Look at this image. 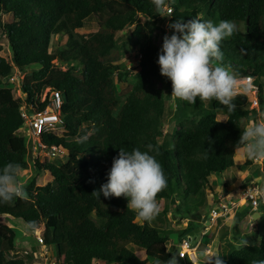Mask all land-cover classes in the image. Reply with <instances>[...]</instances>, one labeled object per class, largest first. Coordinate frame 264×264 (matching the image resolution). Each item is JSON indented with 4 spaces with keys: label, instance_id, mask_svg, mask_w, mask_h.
I'll use <instances>...</instances> for the list:
<instances>
[{
    "label": "trees",
    "instance_id": "obj_1",
    "mask_svg": "<svg viewBox=\"0 0 264 264\" xmlns=\"http://www.w3.org/2000/svg\"><path fill=\"white\" fill-rule=\"evenodd\" d=\"M167 4L171 8L169 23L177 19L187 22L200 14L214 24L235 22L237 31L220 45L223 65L237 78L254 79L264 111V87L257 82L264 73V0H167ZM102 8L111 13L109 21L88 35L76 32ZM164 20L152 0H0V34L6 37L11 52V61L0 55V172L8 162L19 163L22 170L34 168L23 182L29 199L0 201V217L19 219L26 225L35 221L36 226L42 221L44 245L55 249L53 254L62 258L60 264H93L96 260L157 264L172 256L167 248L173 244L171 233H177L179 244L198 230L193 221L177 231L142 221L127 208L123 196L105 199L101 194L99 200L91 195L108 182L120 147L147 151L146 146L153 145L149 154L156 156L168 181L156 199L178 204L175 213H183V217L191 213L199 218L203 209H211L216 202L212 176L231 172L230 183L236 179L235 145L248 123L258 120V112L248 109L245 95L233 101V112L216 100L202 102L197 97L190 104L176 98L173 117L180 126L174 133V150L159 140L168 96L158 87L162 80L157 63L160 50L153 33ZM133 24L128 41L119 45L118 33ZM54 35L67 39L64 47L52 52ZM135 48L140 58L132 72L121 56ZM14 68L23 74L24 98H15L10 83L3 81L14 74ZM130 77V90L122 100L115 94V84L128 82ZM52 91H59L62 97L59 113L65 131L60 136L45 133L41 139L47 148L60 147L66 160L57 164L37 158L31 165L28 143L18 134L23 126L20 111L24 102L32 110H43ZM218 114L226 115V120H218ZM85 136L87 140L81 142ZM250 165L252 161L246 159L244 166ZM42 175L44 181L38 184ZM228 186L226 182L224 188ZM208 191L213 193L212 201ZM92 216L104 218V226L97 227ZM15 239L14 231L0 224V264H26L31 256L11 257ZM252 245L243 248L230 242L224 264L264 260V235ZM133 247L144 251L145 257L139 259Z\"/></svg>",
    "mask_w": 264,
    "mask_h": 264
},
{
    "label": "clouds",
    "instance_id": "obj_2",
    "mask_svg": "<svg viewBox=\"0 0 264 264\" xmlns=\"http://www.w3.org/2000/svg\"><path fill=\"white\" fill-rule=\"evenodd\" d=\"M152 3L159 15L171 17L167 0H152ZM167 27L172 34L164 35L157 63L161 75L172 82L171 96L190 104H195L197 97L202 102L216 100L228 112L235 111L236 105L233 101L238 95L240 81L223 65V52L220 48L221 42L237 31L235 22L221 20L214 24L200 14L187 22L177 19ZM85 140L86 136L81 138V142ZM211 143L209 140L210 145ZM146 147L147 151L139 148L128 151L125 147H120L118 155L113 158L108 182L101 185L99 190H94L91 195L99 200L101 194L105 199L123 196L128 200L127 208L137 218L151 222L160 212L157 195L167 187L168 181L156 156L149 154L154 150L153 145L148 144ZM236 150L246 159L264 160V120L253 121L244 128L235 145ZM21 175L22 168L19 163L8 162L3 167L0 172V201L7 203L14 198L25 201L29 199ZM260 195L264 196V192ZM26 229L37 230L36 222H28ZM239 246L246 248L255 245L242 237ZM179 256L184 257L180 253ZM202 256L203 264H224L222 254L218 251L204 252ZM158 264H178V260L173 254L170 259L158 261ZM252 264H264V260H253Z\"/></svg>",
    "mask_w": 264,
    "mask_h": 264
},
{
    "label": "rangeland",
    "instance_id": "obj_3",
    "mask_svg": "<svg viewBox=\"0 0 264 264\" xmlns=\"http://www.w3.org/2000/svg\"><path fill=\"white\" fill-rule=\"evenodd\" d=\"M170 6H168L169 8ZM167 14V10H166ZM4 19H9L8 16L3 17ZM112 18L111 13L105 9L102 8L99 11H97L95 14H93L91 17H89L85 23L84 26L80 29H77L76 32L83 35H88L90 33L96 32L100 26L106 22L109 21ZM165 20L161 24L160 29L154 30L153 33V41L154 44L157 46L159 50L162 48L163 44V37L165 34L171 35V30L167 27L168 24H170L167 20L168 17H164ZM141 21H145L144 18H141ZM134 24L129 27L128 29L118 33L119 41L118 44H122L123 42L128 41V35L133 30ZM66 36L65 35H54L51 39L50 43V49L52 52L56 51L59 47H64L66 43ZM0 55L3 56L8 61H11V52L8 46V41L6 37L0 34ZM140 58V55L138 53L137 48H135L133 51H129L127 53H124L121 56L122 63L127 67V69H131L136 71L138 60ZM55 61V60H54ZM55 64L57 62L55 61ZM63 69H65L63 67ZM18 69L14 68V75H18ZM21 76L22 74H19L18 79L14 78L13 82H9L10 87L12 88L14 97H21L24 98V96L21 93ZM132 77L129 78L128 82L121 83V84H115V94L120 99H124L125 94L128 90H130L131 83H132ZM239 79V78H238ZM240 84H242L241 79ZM257 82H260L262 84V87H264V73L260 75ZM158 87H161L164 90V94L167 97L168 100L166 101V111L164 116L161 118V135H160V142L166 141V146L170 151L174 150V133L180 126L179 120L173 117V111L176 106V98L174 99L171 94L173 91L172 88V82L167 77L162 76V80L158 84ZM264 94V92H263ZM245 95V102L249 110L253 109L250 106V101H252V98L254 97L251 92H247L246 87L240 85L238 89V95L236 96L235 100L238 99V96ZM264 97V95H263ZM258 112L257 114V122H260L264 120V111H261L260 108H255ZM226 115L224 114H218L217 119L220 121L226 120ZM252 122V121H251ZM250 122V123H251ZM249 124V123H248ZM28 128L23 126L18 130V134L25 137L27 143L29 142V133ZM61 133V132H59ZM28 153L29 156L32 155V152L30 150V144L28 146ZM40 154V161L46 162V161H54L57 164L62 163L66 160V155L59 156L57 158H51L45 157L44 153H38ZM244 157V161H245ZM244 161H241L239 158V155H236V158L234 160L235 164L237 165L239 177L240 179H245L243 184L240 183V179H237L234 181V184L232 185L229 180V186L227 188H224V182L227 181V177L229 178L231 175V172L222 173L221 175H215L210 178L213 191L215 193V197H218L219 195H228L230 193H237V191H240V195L242 194V189L246 188L248 185H258L259 188L264 189V173L262 172V165L264 164V160H251L252 165L250 166H244ZM31 162H29L30 164ZM87 170H91V167H87ZM34 172V168L32 166L28 170H22L21 179L22 182H25L27 180V177L31 176ZM255 179H253V177ZM251 179H250V178ZM44 181V176H38L37 183L41 184ZM227 191V192H224ZM174 192L176 193L177 190L174 188ZM208 197L211 200L213 197V193L208 191ZM243 196V195H241ZM225 198H229V196H226ZM214 199V198H213ZM239 198L233 197L234 202L237 201ZM225 201V199H223ZM160 206V212L159 215L151 221L152 224L155 223H161L163 225L162 227L172 229V230H181L187 226L189 222H194L193 224L198 229L194 233L190 235L191 239V247H195L198 244V241L200 242V246L195 250V258L197 261H203L204 256H202V253L205 252L207 248L210 249L211 252H220L222 254L221 259L225 260L227 257V251H228V244L231 242L235 246H239L240 239L243 237L247 239L250 244H258L260 242V239L262 235H264V209L258 208V211L261 213L260 219L253 216L251 214V207L242 209L239 208V204L237 205V210L233 211L228 217L219 218L218 220L214 221L213 223L210 221V208L204 210L199 215V218L192 215H186L183 217V213L176 214L174 206L178 204H171L167 200H157ZM212 201V200H211ZM245 201V200H244ZM179 202V199L176 200V203ZM243 203V201H240V204ZM247 206V205H246ZM168 207V208H166ZM241 209V210H240ZM246 211V212H245ZM92 219L95 221L97 226H100L97 222V220L92 217ZM225 219V220H223ZM2 224L6 225L7 227L11 228L16 236L15 239V251L12 252L11 257L18 258L22 255H24L25 252H28V250L31 253L28 258H26V264H43L44 262V251L47 249L46 245L39 243L38 236L41 235V229H42V221H39L37 224V230L33 231L30 229H26V224L19 220V219H13L8 216H3ZM205 230V235L201 236L202 231ZM171 239L173 240V244L170 243V245L167 246L168 250L172 252V255L175 254L176 258L178 260V264H184L183 259L178 257V237L177 233H171L170 234ZM188 238V237H187ZM134 249V247H133ZM51 250V249H50ZM135 250V249H134ZM52 253L56 254L57 252L51 250ZM135 254L139 259H142L141 252L139 250L134 251ZM62 259V258H61ZM190 258L186 257L185 261ZM190 261H192L190 259ZM96 262V261H95ZM99 264H104L102 262H98ZM199 264L198 262H196ZM94 264V261H93ZM116 264H123V263H116ZM145 264H153L151 261H147ZM158 264V263H157ZM187 264V261H186Z\"/></svg>",
    "mask_w": 264,
    "mask_h": 264
},
{
    "label": "built area",
    "instance_id": "obj_4",
    "mask_svg": "<svg viewBox=\"0 0 264 264\" xmlns=\"http://www.w3.org/2000/svg\"><path fill=\"white\" fill-rule=\"evenodd\" d=\"M168 9L171 10L169 7ZM167 10V9H166ZM19 70V69H18ZM19 74H22L21 71H18V75H12L8 79H3L4 82H13L14 78L19 77ZM250 76H242L239 79L242 81V86L246 87L247 92H251L254 94L252 101H250L251 108H260V101L258 98L259 94V87L254 83V79L251 77V80H249ZM23 78V74L21 76V81ZM240 81V80H239ZM239 87L237 88L238 92ZM43 99L41 100V102ZM62 105V97L59 91H52L49 95V102L47 106L43 110H32L30 106H27L24 102L21 111L20 116L23 120V126L28 128L29 133V142L28 146L30 144V150L32 152V155L30 156V164L34 165L35 159H41L38 153H44L45 157L51 158H57L59 156L64 155L63 150L60 147L53 146L51 148H47V146L43 143L41 137L45 133H52L55 135H62V133L65 131L64 128V121L60 116V107ZM22 126V127H23ZM61 132V133H59ZM243 196H241L245 202L254 210H257L258 208L264 209V196H261L260 193L264 192V189L259 188V186L250 184L246 188H243L242 190ZM226 195H219L216 197V202L212 204V207L210 209V221L213 223L214 221L218 220L219 218L228 217L233 211L237 210V202L233 200V198H225ZM225 199V201L223 200ZM205 235V230L202 232L201 236ZM38 241L41 244H44V241L40 236H38ZM200 242L198 241V244L195 247H191V239L190 238H183L181 242L178 244V257L180 254H183V258L189 257L191 260V253H194L195 250H197ZM205 252H211L209 248L205 250ZM28 253V252H25ZM44 262L43 264H60L61 259L57 258L51 250L48 248L44 251ZM194 264H197V260L194 259Z\"/></svg>",
    "mask_w": 264,
    "mask_h": 264
},
{
    "label": "crops",
    "instance_id": "obj_5",
    "mask_svg": "<svg viewBox=\"0 0 264 264\" xmlns=\"http://www.w3.org/2000/svg\"><path fill=\"white\" fill-rule=\"evenodd\" d=\"M239 155V158L241 159V161H244L243 159H244V156L241 154V152L239 151V150H237L236 151V154H235V158H236V155ZM235 158H234V160H235ZM246 160V159H245ZM245 162V161H244ZM243 162V163H244ZM253 164V163H252ZM236 165V164H235ZM237 166V165H236ZM262 167H263V165H262ZM262 169V168H261ZM225 173H227V172H225ZM240 175H239V172H238V168H237V173H236V179L234 180V181H236L237 179H240V177H239ZM253 177V179H255V177L254 176H252ZM250 178V177H249ZM251 179V178H250ZM244 178L243 179H240V183L241 184H243V182H244ZM234 181H233V183H232V185L234 184ZM226 182H229V180H228V177H227V181ZM226 182H224V183H226ZM224 192H227V191H225L224 190ZM240 191H237V193H230V194H226V196H229V198H233L234 196L235 197H237V198H239L236 202H237V204H239L238 206H239V208H242V209H245V208H248V207H250L245 201H244V199L240 196ZM240 201H243V203H241L240 204ZM247 205V206H246ZM241 210V209H240ZM251 214L253 215V216H255V217H257L258 219H260V217H261V213L258 211V209L257 210H254V209H252L251 208ZM92 217H94V216H92ZM95 218V217H94ZM3 219V216L2 217H0V224H2V220ZM96 220H97V222H98V224L100 225V226H97V227H103L104 226V224H105V222H106V220L104 219V218H95ZM223 220H225V219H223ZM141 253V256L144 258L145 257V253H144V251H142V250H139ZM28 252H30L29 250H28ZM29 254H31V253H29ZM192 255H191V258H192V262L194 261V259L196 260V258H195V252L194 253H191ZM12 255V254H11ZM13 256V255H12ZM32 256V255H31ZM13 258V257H12ZM183 261H184V264H186L185 262V259H183ZM98 262H102V263H104V264H106L105 262H103V261H100V260H96V262L94 261V264H99ZM198 263L200 262V261H197ZM194 263V262H193Z\"/></svg>",
    "mask_w": 264,
    "mask_h": 264
},
{
    "label": "water",
    "instance_id": "obj_6",
    "mask_svg": "<svg viewBox=\"0 0 264 264\" xmlns=\"http://www.w3.org/2000/svg\"><path fill=\"white\" fill-rule=\"evenodd\" d=\"M199 264H203V262H202V261H200V262H199Z\"/></svg>",
    "mask_w": 264,
    "mask_h": 264
},
{
    "label": "bare ground",
    "instance_id": "obj_7",
    "mask_svg": "<svg viewBox=\"0 0 264 264\" xmlns=\"http://www.w3.org/2000/svg\"><path fill=\"white\" fill-rule=\"evenodd\" d=\"M190 253H192V252H190Z\"/></svg>",
    "mask_w": 264,
    "mask_h": 264
}]
</instances>
